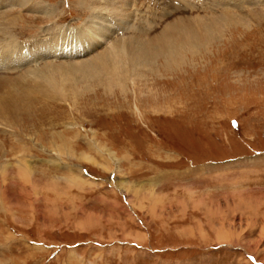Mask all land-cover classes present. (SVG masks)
Returning <instances> with one entry per match:
<instances>
[{
    "label": "rangeland",
    "instance_id": "374dc122",
    "mask_svg": "<svg viewBox=\"0 0 264 264\" xmlns=\"http://www.w3.org/2000/svg\"><path fill=\"white\" fill-rule=\"evenodd\" d=\"M92 2L0 4V96L38 86L0 117V264H264V0H131L122 55L26 56Z\"/></svg>",
    "mask_w": 264,
    "mask_h": 264
},
{
    "label": "bare ground",
    "instance_id": "6f19581e",
    "mask_svg": "<svg viewBox=\"0 0 264 264\" xmlns=\"http://www.w3.org/2000/svg\"><path fill=\"white\" fill-rule=\"evenodd\" d=\"M11 1L12 0H0V4H6V3H9ZM17 1H19V0H17ZM157 1L160 2L162 0H157ZM239 1L241 2L242 0H215V4L217 3V4L221 5L222 3H224V5L226 4L229 6L230 5L231 6H239L238 5V3L240 4ZM26 2L27 3L24 2L25 3L24 5H27L29 2L32 4L31 1H29V2L26 1ZM172 2L170 1V2H168V4L170 5V3H172ZM130 3H131V0H94V2H92V4H94V6H97L100 10L102 8H104V9L106 8V9H108V11L111 9V12H113V15L118 14V16L115 15L116 20H114L112 18H105V14L104 13L101 14L102 12L100 13V10L98 12L93 10L90 13V16H91L90 21L95 22L98 25L97 28H88V29L87 28H81V30L83 31L82 34L84 35L82 37L78 36L76 34V33L80 34V32H78V31L74 32V31L69 30V32L71 31L75 34V36H74L75 38H76V36L81 37L79 40L65 41L63 44H56L55 46H53V44L52 45L49 44L48 46L47 45L42 46V44L36 45V44L29 42V43H25V44H30V45L33 44L32 50H34L37 46H39L40 48H42V50L45 53H43V54H41V52L29 53L30 51L28 52L26 50V47L28 45L26 47H24L25 48L24 52H25L26 56H28V58L31 57V58H34V60H36L37 57H39V56H40V58H42V57H46L49 55L55 56V57L60 55V56L66 57V58H69V57L72 58L74 56L80 57L82 55H85L90 49H92V50L95 49L94 51L97 53L99 51H97L98 49L96 50V48L101 47V45L103 44L102 51H100L99 53H97V55H95V56H98L95 59L100 58L107 51H109V52H107L106 55H108V54H110L112 56L122 55L123 54L122 51L124 50V46L122 45L121 37L113 34V32L115 30L123 28V30L125 31V35H126L127 33H133L134 34L136 31H139V30L141 32L147 33L148 30H150V28H151L150 26L145 25V24H133V23L127 24L128 20H130V21L132 20L131 19V17H132L131 12L129 9V7L132 5H130ZM171 6H177V5L171 4ZM30 7H31V9H36V10H38L39 8H42L41 6H37L34 4L30 5ZM218 7L220 8L222 6H218ZM218 7L216 8L214 5V8L218 9ZM98 8H96V9L98 10ZM135 8H137V7L133 6L132 10L135 11ZM224 8H226V7L223 6V9ZM137 9H138V11H137L138 13L140 10H142L140 8H137ZM236 9H237V7H236ZM208 10H209V8H208ZM213 11L214 10H212L211 13ZM217 12H218V10H217ZM119 14L121 17L119 16ZM121 14H123V15H121ZM223 14L225 15V12H222V15ZM226 15H228L227 17H229V18H231V17L234 18L238 14H236L235 12L229 11V12H226ZM117 22L119 23L120 26H118ZM96 29H98V31ZM86 31L92 32L94 34L84 33ZM91 37H93V38H91ZM76 39H78V38H76ZM109 39H112V40H109ZM56 41H57V39H56ZM51 42H53V41H51ZM105 42H106V45H104ZM20 44L21 43L16 42L15 47H17ZM9 53H11V51ZM21 54L23 55L22 58L24 59L25 55L23 53H21ZM3 55H4L5 59L11 57V54L9 55L8 53H5L3 50V46H0V58H3ZM135 56H137V58H141V59L145 60V58H144L145 56L143 55V53H138ZM6 60L8 61V59H6ZM107 61H108V59L106 58V62ZM134 61H136V59H134ZM133 67H135V66H133ZM107 77H109V78L111 77L110 78L111 80H109V81H110V84L113 83V85H121L118 82H119V80L121 82H123L122 79H124V77H122V76H117V74L112 69L110 71V74H108L106 76V78ZM5 87H6V89H4V90L6 91V93H7V91H9L11 89L18 90L17 88H10L7 86H5ZM16 87L19 88V90H18L19 93L16 96V100L13 98H11L9 100V97H5L6 93H4L3 95L0 96V117H2V118H7L9 112L14 113L15 111H18V109H22L24 107L28 108L29 107V100H30L29 99L30 93H34L38 90V86L36 85V82H34V81H27L26 83L20 82V84L19 83L16 84ZM27 91H29V92H27ZM14 95L15 94L12 93L10 96H14Z\"/></svg>",
    "mask_w": 264,
    "mask_h": 264
}]
</instances>
